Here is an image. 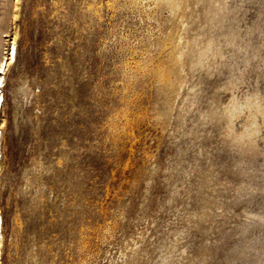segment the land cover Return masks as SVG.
Returning a JSON list of instances; mask_svg holds the SVG:
<instances>
[{
	"label": "rangeland",
	"instance_id": "obj_1",
	"mask_svg": "<svg viewBox=\"0 0 264 264\" xmlns=\"http://www.w3.org/2000/svg\"><path fill=\"white\" fill-rule=\"evenodd\" d=\"M2 63L0 264H264V0H0Z\"/></svg>",
	"mask_w": 264,
	"mask_h": 264
},
{
	"label": "bare ground",
	"instance_id": "obj_2",
	"mask_svg": "<svg viewBox=\"0 0 264 264\" xmlns=\"http://www.w3.org/2000/svg\"><path fill=\"white\" fill-rule=\"evenodd\" d=\"M216 9V8H215ZM221 10V9H220ZM218 14H219V11H218ZM217 14V15H218ZM222 14V13H221ZM215 15V14H214ZM220 16V15H219ZM221 16H223V15H221ZM225 17V16H224ZM224 17H222V19L224 18ZM228 40V39H227ZM225 41V40H224ZM223 41V42H224ZM227 42V41H226ZM230 42V41H229ZM228 43V42H227ZM217 51V50H216ZM216 53V52H215ZM218 53H219V51H218ZM206 54H207V50L206 49H204V50H202L201 52H199V54H198V56H196L197 58L195 59V61L193 62L194 64H201V65H203L204 64V60L206 59L205 58V56H206ZM217 55H219V54H217ZM12 58V56H11V54L9 55V59H11ZM14 58V57H13ZM5 63V62H4ZM176 64V63H175ZM6 66V65H5ZM5 69H4V66H3V63L2 64H0V90H2V87H3V81L1 80V78L3 77V73L5 72L4 71ZM175 73V72H174ZM173 74V73H172ZM172 74H171V76H172ZM176 74V73H175ZM178 75V74H177ZM177 75H175L174 77H176ZM169 77H170V73H169ZM173 77V76H172ZM179 77V76H178ZM171 78V77H170ZM168 80L166 81V83H165V87H166V89H167V94H166V96H167V99L168 98H170V93H172L173 91L172 90H174L173 88H174V84L170 81V79L169 78H167ZM174 80H175V78H174ZM176 81V80H175ZM177 82V81H176ZM175 83V82H174ZM176 84V83H175ZM178 84V83H177ZM164 86V85H163ZM175 89H177V88H175ZM172 91V92H171ZM1 98H2V100H1ZM3 100H4V97H3V95H2V93L0 92V106H1V101L3 102ZM244 103H245V101L243 100V99H239L238 101H237V104L239 105V106H243L244 105ZM1 238H2V236H1Z\"/></svg>",
	"mask_w": 264,
	"mask_h": 264
}]
</instances>
